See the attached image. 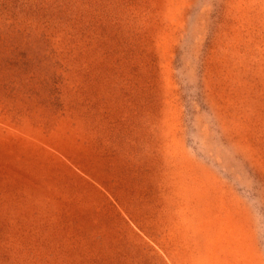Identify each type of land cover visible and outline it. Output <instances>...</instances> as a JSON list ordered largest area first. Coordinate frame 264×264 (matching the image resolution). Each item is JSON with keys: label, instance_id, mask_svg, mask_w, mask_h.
<instances>
[{"label": "rangeland", "instance_id": "rangeland-1", "mask_svg": "<svg viewBox=\"0 0 264 264\" xmlns=\"http://www.w3.org/2000/svg\"><path fill=\"white\" fill-rule=\"evenodd\" d=\"M0 264H264V0H0Z\"/></svg>", "mask_w": 264, "mask_h": 264}, {"label": "crops", "instance_id": "crops-1", "mask_svg": "<svg viewBox=\"0 0 264 264\" xmlns=\"http://www.w3.org/2000/svg\"><path fill=\"white\" fill-rule=\"evenodd\" d=\"M216 193H217V192H216ZM216 193H215V194H216ZM212 197H213L214 199H216V198H215L216 196L213 195ZM216 200H217V199H216ZM237 250H238V248L234 247V250H233V251L235 252V251H237ZM234 252H233V253H234Z\"/></svg>", "mask_w": 264, "mask_h": 264}]
</instances>
